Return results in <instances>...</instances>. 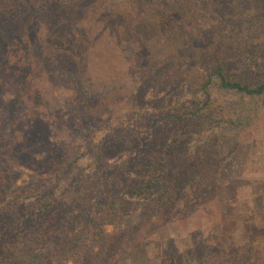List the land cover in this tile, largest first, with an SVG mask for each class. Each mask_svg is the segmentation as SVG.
I'll use <instances>...</instances> for the list:
<instances>
[{
    "label": "trees",
    "instance_id": "obj_1",
    "mask_svg": "<svg viewBox=\"0 0 264 264\" xmlns=\"http://www.w3.org/2000/svg\"><path fill=\"white\" fill-rule=\"evenodd\" d=\"M152 4L165 14L159 24L165 31V21H193L186 23L189 28L181 35L190 46L180 56L184 53L189 60H195L199 56L196 44L206 39L228 50L231 56L240 54L221 60L207 53L206 72L194 84L204 98L196 105L199 99H194L191 92L183 101V108L161 115L172 126L158 131L155 112L144 110V116L149 118L147 126L121 131L114 123L107 126L111 114L101 119L95 110L118 111L123 116L142 111V97L135 92L142 88L140 81L146 65L141 61L140 43L132 30L134 18ZM130 9L137 11L132 13ZM205 14L208 17L202 19ZM168 33L169 37L177 36L176 32ZM263 48L264 0H0V213H6L8 226L13 229L24 226L14 234L13 244L11 240L4 245L8 247L0 252V264H45L46 249L52 241L43 223L36 224L37 216L51 202L41 201L40 195L47 187L66 179L68 169L82 185L70 204V209L84 219L81 232L92 226L100 230L104 224L117 223L123 224L121 229H129L140 219L134 210L143 211L150 202L156 203L153 211L162 221L194 201L189 199L200 192L206 181L204 173H209L204 170L210 164L214 169L222 163L225 153L235 144V127L244 128L248 123L242 125L238 117L228 118L225 130L209 133L208 129L201 130L200 117L195 121L193 116L207 103L211 92L237 94L228 103L241 108L245 103L243 96L262 94L264 82L250 84L240 80L241 75L234 72L231 64L240 59V68L246 61L254 60L255 53H261ZM183 67L184 64L179 69ZM258 72L264 78V71ZM60 89L72 95L59 96ZM173 95L177 97L175 102L184 97L180 89ZM78 127L89 131L85 136L78 135ZM61 132L72 142L69 151L65 149V139L61 148L69 159L55 157L58 153L46 154L51 174L40 184L32 185L27 193L9 192L15 182L7 174L9 162L30 166L35 163V154L51 151L47 139H57L55 134ZM107 137L110 139L105 140ZM136 137L144 143L140 157L128 167L109 169L104 163L106 147L98 143L105 140L106 146L118 140L116 144L128 149ZM198 160L202 169L195 170ZM83 161L86 163L80 164ZM78 165L79 175L75 171ZM25 199L41 201L33 217L36 222H22L27 212L20 205ZM122 206L131 209L129 215L125 210L120 212ZM57 216L60 218L59 213L54 216L57 227L68 230L66 222ZM68 248L72 246L59 254L60 264L68 258L75 260L74 256L65 255ZM249 261L263 264V260Z\"/></svg>",
    "mask_w": 264,
    "mask_h": 264
},
{
    "label": "rangeland",
    "instance_id": "obj_2",
    "mask_svg": "<svg viewBox=\"0 0 264 264\" xmlns=\"http://www.w3.org/2000/svg\"><path fill=\"white\" fill-rule=\"evenodd\" d=\"M130 11L134 13L137 9ZM143 11L134 18L132 30L140 43L138 50L143 54L140 56L141 61L146 65L140 81L143 83L142 88L135 92V95L142 97L140 104L143 105L142 111L136 115L128 113L123 116L118 111L95 110L101 119H107L108 114H111L107 126L116 125L121 131L132 126H140V129L147 126L149 118L144 116V110L155 112L158 131L167 129L169 125L172 126L171 123L166 124L161 115L168 116L183 108V101L191 92L194 99H199L196 105H199L204 98L200 91L195 90L194 84L197 85L206 72L207 64L204 61L207 53L209 57H218L221 60L225 57L237 58L240 54L233 52L234 55L231 56L228 50L212 45L205 38L204 43L199 41L196 44L198 58L189 60L184 53L181 56L179 53L190 46L186 44L187 38L181 35L189 28L188 24H193V21H178L176 24L174 21H165L164 26L167 30L165 31L161 25L159 26L165 14L158 5L152 4ZM207 17L208 15L205 14L202 19ZM202 19L199 22L203 21ZM170 31L176 32L177 36L169 37ZM219 45L223 46V44ZM240 61L236 59L231 64L234 72L241 75L240 80L250 84L264 82V78L258 72L264 71V48L261 53H255L254 60L246 61L237 68ZM182 64L184 67L180 70ZM189 66L193 69L191 70ZM225 66L228 67L227 62ZM135 81L137 83L138 78H135ZM179 89L183 90L184 97L179 102H175L177 97L173 93ZM57 94L63 97L72 95L70 91L63 89L58 90ZM44 95L48 99L49 93ZM237 97V94L230 92H211L207 103L201 107L197 115L193 116L195 121H199L200 117L203 124L201 130L208 129L209 133L225 130L223 128L228 118L238 117L240 124L246 125L245 121L248 124L244 128L238 125L235 127V144L225 153L222 163L216 164L214 169L210 164L207 170H204L209 173L206 175L204 173L206 180L202 184L204 188L201 187L198 190L200 192L189 199L194 201L162 221L154 212L157 209L156 203L150 202L148 206L142 208L143 211L134 210L136 215L139 214L140 219L129 229L123 230L121 229L123 224L117 223V225L104 224L100 230L92 226L89 230L81 232L79 228L80 224L84 223V219L79 213L70 209V204L81 191L82 185L78 176L73 177L69 169L66 172V179L47 187L40 195L44 197L41 201L47 203L49 201L51 205L37 216L38 221L33 217L41 201L36 203L25 199L20 205L27 212L22 222L25 224L34 220L37 221L36 225L42 222L44 230L49 232L47 234L52 241L47 246L44 263L60 264L59 254L66 251L69 245L72 248H68L69 253L64 254L74 256L75 260L68 258L64 261L65 264H251L249 261L251 259L254 263L263 260L264 264V92L254 97L243 96L244 108L229 105L228 101ZM113 123L114 125H111ZM93 128L95 129V126ZM76 131L78 135L80 133L85 136L89 129L78 127ZM126 133L124 132L123 135ZM226 133L231 134L229 131ZM55 135L57 139L52 137L47 139L51 151L45 150L35 154V163L30 166L9 162L6 166L7 174L14 177L15 181L9 192L27 193L32 185L40 184L41 179L45 180L51 174V164L45 159L46 154L55 156L58 153L55 157L69 159L64 157L61 148L65 139V145H68L65 149L69 151L68 148L72 144L70 137L62 132ZM108 139L110 137L105 140ZM105 140L102 144L98 143V146L106 147L104 163L109 169L130 166L134 159L140 157L139 153L144 144L142 139L136 137L132 146L126 149L122 148L125 147L124 145L115 143L118 140L113 141L112 144L106 143L105 146ZM43 155L44 159H42ZM52 163L58 166L57 162ZM85 163L86 161H83L80 164ZM171 163L173 165L172 161ZM200 167L202 169L198 160L195 170ZM75 171L77 175L81 174L79 165ZM197 172L202 173V171ZM124 210L127 212L126 215L130 214V208L122 206L120 212ZM58 213L60 218L58 216L56 218L66 222L68 230L57 227L58 221L54 216ZM7 219L6 213L1 212L0 252L8 247L4 245L11 240L13 244L14 234L24 227L16 226L13 229L12 225L8 226Z\"/></svg>",
    "mask_w": 264,
    "mask_h": 264
}]
</instances>
